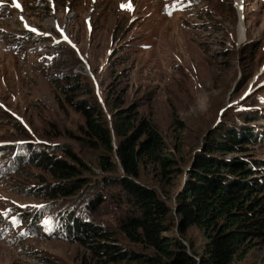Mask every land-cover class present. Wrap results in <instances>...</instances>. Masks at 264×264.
<instances>
[{"label": "rangeland", "instance_id": "rangeland-1", "mask_svg": "<svg viewBox=\"0 0 264 264\" xmlns=\"http://www.w3.org/2000/svg\"><path fill=\"white\" fill-rule=\"evenodd\" d=\"M20 1L21 8L12 0L0 5V264H119L105 261L91 243L51 237L56 228L64 234L60 222L74 197L48 198L45 185L58 179L28 164L25 150L44 147L62 157L68 146L95 165L74 138L85 121L77 101L89 99L83 90L94 84L102 103L109 90L126 89L169 150L194 162L231 107L246 109L256 91L264 94V0H243L242 11L237 0ZM262 96L253 105L264 116ZM254 157L264 161V142L244 159ZM92 168L99 179L102 173ZM146 179L155 183L148 172ZM109 214L105 227L114 222ZM35 216H41L37 224ZM190 235L203 244L200 231ZM263 258L259 245L245 260Z\"/></svg>", "mask_w": 264, "mask_h": 264}, {"label": "trees", "instance_id": "trees-1", "mask_svg": "<svg viewBox=\"0 0 264 264\" xmlns=\"http://www.w3.org/2000/svg\"><path fill=\"white\" fill-rule=\"evenodd\" d=\"M240 24L242 44L246 38ZM80 90L76 85L75 91ZM126 91L109 90L102 103L93 84L83 90L89 99L77 101L85 121L74 138L95 165L68 146L62 157L44 147L25 150L28 164L58 179L45 185L48 198L74 197L73 209L60 222L64 234L56 228L51 237L91 243L110 263L249 264L247 255L264 247V177L259 174L264 161L244 157L264 142V116L253 105L264 94L256 91L242 105L246 109L231 107L230 117L204 139L195 161L186 162L169 150L152 117L141 115ZM92 166L102 173L99 179L91 176ZM146 172L154 184L143 180ZM170 186L182 191L174 194ZM108 212L114 220L111 229L101 223ZM193 229L204 237L201 246L191 238Z\"/></svg>", "mask_w": 264, "mask_h": 264}, {"label": "snow or ice", "instance_id": "snow-or-ice-1", "mask_svg": "<svg viewBox=\"0 0 264 264\" xmlns=\"http://www.w3.org/2000/svg\"><path fill=\"white\" fill-rule=\"evenodd\" d=\"M16 7H18V8H20L21 7V5L17 2L16 3V5H15ZM126 7H128V8H131L132 6H131V3H129L128 5H126ZM33 31H36L35 29H32ZM66 39H67V37H65Z\"/></svg>", "mask_w": 264, "mask_h": 264}, {"label": "bare ground", "instance_id": "bare-ground-1", "mask_svg": "<svg viewBox=\"0 0 264 264\" xmlns=\"http://www.w3.org/2000/svg\"><path fill=\"white\" fill-rule=\"evenodd\" d=\"M242 1L243 0H237V6H239V11H242V6H241Z\"/></svg>", "mask_w": 264, "mask_h": 264}, {"label": "water", "instance_id": "water-1", "mask_svg": "<svg viewBox=\"0 0 264 264\" xmlns=\"http://www.w3.org/2000/svg\"><path fill=\"white\" fill-rule=\"evenodd\" d=\"M241 6H242V10L245 8V6H244V4L243 3H241ZM245 19V18H244Z\"/></svg>", "mask_w": 264, "mask_h": 264}]
</instances>
